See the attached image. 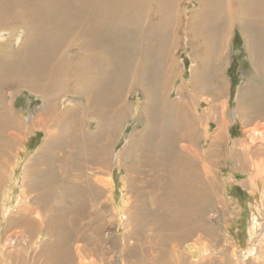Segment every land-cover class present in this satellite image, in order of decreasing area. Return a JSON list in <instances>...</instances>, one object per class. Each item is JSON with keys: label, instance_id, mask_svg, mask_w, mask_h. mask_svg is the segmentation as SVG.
Wrapping results in <instances>:
<instances>
[{"label": "bare ground", "instance_id": "1", "mask_svg": "<svg viewBox=\"0 0 264 264\" xmlns=\"http://www.w3.org/2000/svg\"><path fill=\"white\" fill-rule=\"evenodd\" d=\"M178 1L0 0V146L4 141H8L12 149L16 143H23L26 136L22 113L16 111L11 99L6 104L3 89L7 84V87L14 86L18 91L23 89L36 94L43 101V108L34 113L32 121L39 127V131H44L45 140L36 151V156L27 161L26 186L21 184L20 200L16 204V207L19 205L21 207L19 208L21 215L15 219L18 228L26 223H29V226L37 222L41 224L42 216L38 215V219L34 220L30 217L31 213L55 193H60L59 199L64 200L59 207L60 210H69L68 214H81L80 203L74 201L71 193L72 189L75 190L71 174L74 169L72 158L78 156L77 150L80 148L79 145H84L83 139L91 140L96 135L101 139L107 134L108 142L97 147L94 159L96 163L104 162L108 167L111 163L113 144L109 146V142L114 139L115 132H108L105 124L106 133L102 135L84 134L77 128L79 122L77 123L78 119H75V115L78 116V112L88 107L91 110L90 114H101L105 109L103 100L109 105L110 100L114 103L115 95L119 89L121 90V85L131 78L130 95L138 92L142 93L143 97L139 103V114L144 119L143 128L139 133L140 142L138 141L139 146L135 147V152L137 151L135 155L144 158L143 160L151 165V169L154 168L150 173L157 182L159 181L157 187L160 191L154 198L158 203L155 213L162 214L159 210L163 209L168 216L166 219L168 227L174 229L183 227L178 234L176 231L172 234L176 245L179 243L181 245L180 241L191 237L194 232L204 230L203 226L206 222L202 221V212L212 211V203L216 196L213 189L217 176L213 167L214 164L218 165L219 158L211 162L212 148L215 149L216 142L226 137L225 124H227L224 116L226 106L222 100L226 84L220 70L226 62L224 61L226 57L220 59L217 66L212 60L221 39L219 33L224 26L221 23L214 26L212 23L214 19L220 18L224 20L225 25H228L229 31L238 24L253 68L255 62L254 69L257 73L255 77L258 79V85L255 87L245 85L240 90L237 101L239 116L245 119L247 114L253 115L250 116L251 118L264 115V0H196L199 9H192L193 16L198 12L197 22L203 21L207 27L213 25L215 31L217 29V39L214 37L213 49H210L211 45L205 40L204 32L191 47L195 63L191 67L189 77L192 88H205L207 91L206 96L203 93L199 95L203 102L198 97V103L209 105L203 114H198V108L193 110L192 105L189 107L180 92L173 100L169 97L171 92L165 90L167 76L172 74L174 78L181 71L177 61L174 60L171 46L168 45V39L171 37L169 31L172 30L170 23L174 18L177 23L180 21V16L176 13ZM185 9L184 13L188 16L189 10ZM182 11L183 9L180 12ZM192 18L190 22H193ZM186 24L189 25V22L187 21ZM14 30L22 31V37L15 46H12V37L16 35ZM72 33L75 34V41L70 44ZM224 40L223 45L228 41L227 38ZM64 80H67L69 88L61 86L60 82ZM203 83L209 84L210 88L207 90L202 86ZM178 88L181 89L180 86ZM68 89L76 92L77 98L76 101L63 105L62 100L69 95ZM9 95L12 98L14 92ZM219 106L221 110L218 114L215 109ZM121 116L118 111L115 116L117 123ZM210 118L215 120V128L212 132H208L204 125V119ZM199 122H201L200 130ZM263 124L255 123L243 128L244 138L238 140L241 148L236 150L235 156H232L233 152L226 153L230 147L219 150L226 160L240 161L242 157L247 159L246 165L252 170L247 179L249 194L251 196L254 194L256 181L260 180L263 185L261 197L264 199ZM200 135L203 142L207 139L210 141L207 149L200 150L203 146L200 148L196 141ZM163 151L173 165H170L168 175L164 172L166 176L160 178L163 173L158 177L154 174L159 168L156 166L159 164L157 157ZM52 154L54 155L51 156ZM55 159L61 161L62 169L59 173L55 165L52 167L56 162ZM242 167L245 168V165ZM11 171L13 173L14 169ZM160 179L164 180L161 182ZM23 181L24 178L22 183ZM94 183L99 194L101 189L109 188L111 184L100 176L94 178ZM129 188L131 189V185ZM7 193L6 188L4 199ZM24 195L27 198H21ZM25 200L29 201L24 203ZM71 200L74 201L73 205L70 204ZM5 204L3 202L2 212L8 214V210L4 208ZM123 206L132 207L131 217L134 221L139 215V202L129 197L123 200ZM119 218L127 220V216L123 219V214ZM10 219L11 217L7 218L3 232L8 228ZM253 220L255 224L258 223V214L253 215ZM46 223L52 229L49 233L50 238L51 236L56 238L55 245L48 249L49 264H68V261L69 264H104L103 256L94 257L88 256L89 253L85 254L83 252L85 245L81 243L74 244V253H72L68 239L72 238L73 231L71 233L70 228L64 224L66 218L64 220L52 218ZM81 235L79 234L78 237L80 238ZM22 238L23 233L21 234L20 230L12 231L5 236L3 234L1 249L11 248L15 240L21 241ZM124 249L128 250L126 254L133 255L136 251L133 243L126 244ZM253 249L254 247H248L247 250L251 252ZM201 250L196 253L195 264L202 262L210 254ZM191 253L193 256V252ZM120 254L117 257L124 255ZM87 256L88 261L85 260ZM151 259L152 264H157L158 261L164 260V255L159 250L155 258ZM124 261L123 258V264ZM142 262L148 264L144 260ZM113 263L117 264L116 259Z\"/></svg>", "mask_w": 264, "mask_h": 264}, {"label": "rangeland", "instance_id": "2", "mask_svg": "<svg viewBox=\"0 0 264 264\" xmlns=\"http://www.w3.org/2000/svg\"><path fill=\"white\" fill-rule=\"evenodd\" d=\"M184 8L189 10L187 12L188 16L185 15ZM192 8L199 9L196 0H179L176 13L179 14L180 21L177 23L174 18L170 23L172 30L169 31V36L171 37L168 39V45L171 46L174 60L177 61L178 68L181 71L174 78L172 74L167 76L165 90L171 92L169 97L173 100L178 97L177 93L179 94L180 92L189 107L192 105L193 110L198 108V114L205 113L209 105L198 103V97L201 93L206 96L205 92L207 91L205 88H192L189 78L191 67L195 64L194 57L191 54V47L195 44V40H198L204 32L205 40L211 45L210 49H213L214 37L217 36V29L215 31L214 26L221 23L224 27L219 33L221 39L212 60L217 66L220 59L226 57L224 60L226 62L220 69L226 84V91L222 92V100L226 106L224 112V116L227 119V124H225L226 137L222 141L216 142L215 149L212 148L211 162H214L215 158H219L218 165L215 166L214 164L213 167L217 176L213 189V193L216 196L212 203V211H209V213L202 212V221L206 222L203 226L205 227L204 230L193 234L190 232L192 234L191 237L180 241L183 245H179L180 243L176 245L172 234L175 231L178 234L183 227L175 229L168 227L166 221L168 216L165 210H159L162 214L155 213L158 203L154 198L160 191L157 187L159 181L157 182L150 173L154 168L151 169V165L149 166L143 160L144 158L135 155L137 152H135V147L139 146L138 141L140 142L139 133L143 128L144 119L139 114V103L143 97L142 93L138 92L130 95L132 91L131 78L121 85V90L119 89V92L115 95L114 103L110 100L109 105L103 100L105 109L101 114H90L91 110L88 107L86 110L78 112V116L75 115V119H78L77 123L79 122L77 128L84 134L95 133L96 135V133H99L102 135L106 133L105 124L108 132H115L114 139L109 142V146L112 143V146H114H111V163L108 164V167L105 166L104 162L96 163L94 159L97 147L100 144L106 145L108 142L107 134L101 139L97 135L91 140L83 139L82 143L84 145H79L80 148L77 150L79 157L72 158L74 160V169L71 174L75 190L72 189L71 193L74 196V201L80 203L81 214H68L69 210H60L59 207L64 203V200L59 199L60 193H55L31 213L30 217L34 220L38 219V215L42 216L43 221H40L42 222L41 224L37 222L33 226H29V223H26L18 228L16 226L18 223H15V219L21 215V209L19 210L21 207L20 205L16 207V204L20 200L21 184L26 186L27 161L36 156V151L45 140L44 131H39V127L32 121L34 113L43 108V101L36 94L23 89L18 91L16 87L10 84L7 87V84L3 89L6 104L11 99L16 111L22 113V118L25 121L23 126L26 136L23 143H16L12 149L8 141H4L0 146V264H49L47 261L48 249L55 245L56 238L53 236L50 238L49 233L52 229L47 225L46 221L52 218L57 220L66 218V223L64 224L70 228L71 233L72 231L74 233L71 234L72 238L68 239L72 253H74V244L81 243L85 245L83 250L85 254L89 253L88 256L94 257L103 256L105 258L104 264H115L113 263L115 259L117 264H123V258L125 260L124 264H143L142 260L152 264L151 258L154 259L159 250L164 255V260L158 261L157 264H195V261H197L196 253L199 252V249L210 252L211 255L208 254L198 264H264V202H261L264 199L261 197L263 192L262 181H256V191L251 196L247 179L251 175L252 170L246 165L248 164L247 159L242 157L240 161H237V159L226 160L222 151L219 150L230 147V150H226V153L233 152L231 154L235 156L236 150L238 151L241 148L238 140H243L244 138L243 128L250 127L255 123H260L261 125L264 123V115L259 116L260 118H251L250 116L253 115L247 114L245 119H243L239 116L237 110L240 90L245 85L250 87L258 85V79L255 77L257 75L254 69L256 68L255 62L253 68L238 24H235L232 27V31H229L228 25H225L224 20L219 18L213 20L212 24L214 26L210 25L207 27L205 22H197L198 12H195L193 16ZM182 9L183 11L180 12ZM146 11L148 10L146 9ZM191 18L193 22H190ZM187 21L189 25L186 24ZM179 24H181L180 27ZM14 31L16 35L12 37V46H15L22 37V31ZM224 38L228 40L225 45H223L225 43ZM74 41L75 34L72 33L70 44ZM182 79L184 82H182ZM60 84L62 87L69 88L67 80L60 82ZM202 86L206 87L207 90L210 88V85L206 83H203ZM11 92H14L12 98L9 95ZM67 92L69 95L62 100L63 105L72 103L77 98L76 92L72 89H68ZM199 100L203 102L201 97H199ZM219 110H221L220 106L215 109L218 114ZM118 111L122 116L117 123L115 116ZM201 122L203 123V119ZM201 122L198 125H201ZM204 125L207 127L208 132H212L215 128V120L213 118L204 119ZM196 141L200 148L203 146L200 150L207 149L210 142L208 139L203 142L201 135L197 137ZM231 146H234L233 148L235 149ZM9 159L11 160L10 162ZM55 161L52 167L55 165L56 171L59 173L62 169L61 161L57 159ZM157 161L159 164L156 166L159 168L156 169L154 176L158 177L160 173H163L164 176L160 177L163 178L166 174L168 175L173 162L169 160L165 151L157 157ZM244 165L245 168L242 167ZM179 168L181 169V167ZM12 169H14L13 173ZM10 174L12 175L9 179ZM99 176L105 182H111L110 187L101 189L100 194L97 192L94 183V178ZM22 178H24L23 183ZM163 180L160 179L161 182ZM154 183H156L155 186ZM128 184L131 185V189ZM6 188L8 189V195L4 199ZM22 197L27 198L26 195ZM129 197L140 204L139 215L134 218V221L131 217L132 207L125 208L123 206V200ZM28 201L25 200L24 203ZM74 201L71 200L70 204L72 203L71 205H73ZM3 202L6 203L4 208L8 210V214L2 212ZM30 203H32L31 200ZM127 212L130 215L126 214ZM3 214L6 216L4 217ZM122 214L123 219L127 216V220L119 218ZM255 214H258L259 220L256 224L253 220V215ZM8 217H11L10 224L3 232ZM15 230H20L21 234L23 233L22 240H15L9 249H1L3 247V234L4 236L9 235ZM79 234H82L80 238L78 237ZM94 237H97V239H93ZM129 243L135 245L136 251L133 255L126 254L128 250H123L126 244ZM248 247H254V249L249 252L247 250ZM120 252L124 255L117 257ZM175 252L176 254H174ZM191 252H193L195 257L191 255ZM88 256L85 258L86 261L89 260Z\"/></svg>", "mask_w": 264, "mask_h": 264}]
</instances>
